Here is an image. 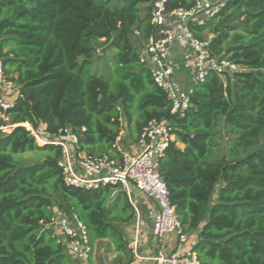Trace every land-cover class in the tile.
<instances>
[{"label": "trees", "instance_id": "trees-1", "mask_svg": "<svg viewBox=\"0 0 264 264\" xmlns=\"http://www.w3.org/2000/svg\"><path fill=\"white\" fill-rule=\"evenodd\" d=\"M193 0H166L167 12ZM151 0H0V60L16 92L0 98V264H82L47 224L56 210L86 228L91 248L106 242L113 264L133 253L123 226L135 219L124 191L64 183L60 148L38 145L19 124L50 134L69 129L78 152L110 155L122 133L133 142L150 120L165 118L174 140L158 171L182 232L200 264H264V0H232L191 26L211 36V56L238 70L195 85L183 118L138 54L154 33ZM138 33V36L134 35ZM102 47V48H100ZM111 51L109 68L95 64ZM177 144L181 145L179 148ZM90 259V257L88 258Z\"/></svg>", "mask_w": 264, "mask_h": 264}, {"label": "built area", "instance_id": "built-area-1", "mask_svg": "<svg viewBox=\"0 0 264 264\" xmlns=\"http://www.w3.org/2000/svg\"><path fill=\"white\" fill-rule=\"evenodd\" d=\"M232 0H193L190 8H178L167 12L166 0H151L150 24L154 33L149 36L138 54L139 62L149 71L153 82L160 88L170 104V115L183 118L190 106L189 95L195 85L204 82L207 75H222L238 70L228 61L211 56L209 40L194 37L191 26L203 23L216 16L224 5ZM138 36L137 32H134ZM182 67L191 69L187 89L178 79ZM0 89L2 93L17 91L14 84L6 81L0 60ZM13 103L0 98V108L6 111ZM0 117L7 121L4 115ZM29 133L38 145H51L60 148L57 166L64 183L79 189H97L110 186L112 196L124 191L132 204V193L136 192L149 200L153 206L151 217V257L147 260L157 264H200L193 244L188 245V236L182 232L174 208L168 200V191L160 177L158 167L166 150L174 140L173 126L165 118L150 120L141 131L136 151L130 153L120 144V137L114 145L115 151L101 156H89L78 152V139L67 128L50 134L42 127L33 128L29 124H19ZM14 127V126H13ZM4 127H0L3 131ZM137 212L136 208L133 207ZM138 214V213H137ZM47 227L52 230L57 241L66 246L72 258L86 262L94 253L86 235L85 226L74 216L56 210ZM175 238L170 251L166 239ZM138 237L129 244L133 258L138 256ZM102 253V250H100ZM130 264H133L130 263Z\"/></svg>", "mask_w": 264, "mask_h": 264}, {"label": "rangeland", "instance_id": "rangeland-1", "mask_svg": "<svg viewBox=\"0 0 264 264\" xmlns=\"http://www.w3.org/2000/svg\"><path fill=\"white\" fill-rule=\"evenodd\" d=\"M102 48V47H100ZM97 48V55L99 56V60L95 64L96 66V71L99 75H105L108 71L109 68V57L111 55V51H107L106 54L102 56L101 49ZM179 75V80L182 82V84H189L190 81V69L189 67H182L178 73ZM13 126L10 124L6 123V125L3 128L2 132L8 133L11 131ZM125 133V132H124ZM123 145L126 144V141L123 140ZM86 155L87 153L84 152ZM132 193V206L136 208L137 212H135V219L128 225L123 226V231L125 238L128 240V243H130L133 240V235L137 228H147L151 225V210L148 209V201L141 196L138 193ZM65 213V212H63ZM138 213V214H137ZM147 233L146 231H142V233ZM144 233V234H145ZM147 235V234H146ZM189 240L192 242L195 241L193 236H188ZM106 245V242L102 243L100 246H95V251L92 256V261L94 264H113L112 261L114 259V254L111 252L104 253L105 255L101 257L100 250H102L103 254V249L104 246ZM79 262V261H78Z\"/></svg>", "mask_w": 264, "mask_h": 264}, {"label": "crops", "instance_id": "crops-1", "mask_svg": "<svg viewBox=\"0 0 264 264\" xmlns=\"http://www.w3.org/2000/svg\"><path fill=\"white\" fill-rule=\"evenodd\" d=\"M190 72H191V69H190ZM178 79H180L179 78V75H178ZM180 83L182 84V82H180ZM182 85H183V87L185 89H187V86L188 85H186L184 83ZM121 136L123 137V140L126 141V144L123 145L124 149L126 151L130 152V153H134L136 151V143L133 142V141H131L129 138H127L125 133H122ZM177 146L179 148H182V146L179 145V144H177ZM133 193H135V192H133ZM147 201H148V209L151 210V215L150 216L152 217V214H153V206H152V203L149 200H147ZM142 231H146L147 233L144 232L145 233L144 234V233H142ZM135 235L138 237V244H137L138 245V249H137L138 256L140 258H143L144 260H142V259H135L134 258L133 259V264H157L154 261L147 260L148 258L151 257L150 250L153 247L152 240H151V225L149 227H147V228H144V229L143 228H137V230L135 231V233L133 235V240H134ZM174 244H175V238L173 236H169L166 239V248H167V251H170V249L173 248ZM192 244L194 245V242L191 243V241L188 238V245H192ZM92 256L86 262H82V264H94L93 261H92Z\"/></svg>", "mask_w": 264, "mask_h": 264}]
</instances>
